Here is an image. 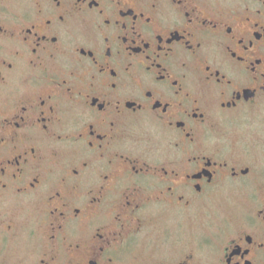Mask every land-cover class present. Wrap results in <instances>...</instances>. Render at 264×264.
<instances>
[{
	"label": "flooded vegetation",
	"instance_id": "obj_1",
	"mask_svg": "<svg viewBox=\"0 0 264 264\" xmlns=\"http://www.w3.org/2000/svg\"><path fill=\"white\" fill-rule=\"evenodd\" d=\"M0 264H264V0H0Z\"/></svg>",
	"mask_w": 264,
	"mask_h": 264
},
{
	"label": "rangeland",
	"instance_id": "obj_2",
	"mask_svg": "<svg viewBox=\"0 0 264 264\" xmlns=\"http://www.w3.org/2000/svg\"><path fill=\"white\" fill-rule=\"evenodd\" d=\"M219 205V204H218Z\"/></svg>",
	"mask_w": 264,
	"mask_h": 264
}]
</instances>
